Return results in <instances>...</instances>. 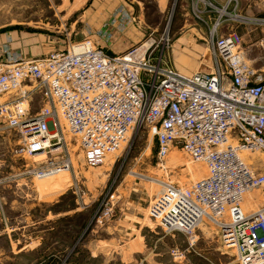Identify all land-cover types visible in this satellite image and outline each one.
<instances>
[{"label":"built area","instance_id":"1","mask_svg":"<svg viewBox=\"0 0 264 264\" xmlns=\"http://www.w3.org/2000/svg\"><path fill=\"white\" fill-rule=\"evenodd\" d=\"M190 14L210 52V72L175 69L169 34L161 46L151 33L115 55L96 43L90 28L82 41L37 58L0 45V138L6 131L20 135L15 158L43 157L23 172L0 177V188L75 174L73 156L98 167L148 128L160 160L177 148L207 169L186 188L163 184L150 219L165 233L189 239L211 225L238 264H264V204L252 211L243 206L248 193L264 187V69L249 60L236 31L242 26L250 37L261 33L264 53V16L245 13L242 0H191ZM120 17L121 29L137 23L131 14ZM37 95L42 106L34 112ZM114 202L112 194L94 219L97 227L112 216ZM186 255L171 250L174 261Z\"/></svg>","mask_w":264,"mask_h":264},{"label":"rangeland","instance_id":"2","mask_svg":"<svg viewBox=\"0 0 264 264\" xmlns=\"http://www.w3.org/2000/svg\"><path fill=\"white\" fill-rule=\"evenodd\" d=\"M189 2L191 4V0ZM188 4V0H168V6L162 4L161 8L159 0H135L136 27L146 29L145 34L150 32L142 37L137 34L133 45L154 33L161 46L163 35L169 34L173 42L169 61L179 72H210L211 55L205 43L199 40L198 23L191 14L188 16ZM242 5L245 13L264 16V0H242ZM49 14V6L39 0H0V35H9V44L30 45L33 50L41 51V55L49 54L47 48L51 43L60 44L63 50L68 44L65 38L68 24L62 27V37H57L60 36L56 33L58 30H53L56 21ZM182 27H185L184 34L179 32ZM236 31L243 35V49L249 60L257 68L264 69V60H261L264 53L258 44L262 34L250 37L242 26ZM224 32L228 33L226 28ZM41 106L42 96L37 95L34 112ZM20 139L18 133L10 131L0 138V177L23 172L26 166H33L43 159L15 158L12 150ZM67 139L70 141L72 138ZM72 141L74 146L76 142ZM73 162L75 174L61 172L47 179H26L0 188V212L2 207L9 224L30 221L31 218L39 221L40 236L44 240L41 254H57L60 260L55 264H77L72 255L81 244L85 249L98 243L112 249L113 246L123 247L125 251L141 227L147 244L144 260L118 257L117 250H114L112 254H105L103 259L92 260L88 264H188L187 260L174 261L171 256L174 248L187 251V255L190 249L192 257L205 256L211 262L197 264H238L235 252L221 247L218 232L211 225L201 226L193 239H189L181 233H165L150 219L149 207L164 190L163 184L186 188L205 177L207 169L203 163L192 161L177 148L160 160L157 143L148 128L132 136L120 152L109 155L98 167L86 166L78 156H73ZM112 194L115 195L112 216L103 227H97L94 219ZM263 204L264 187L248 193L243 206L245 210L252 211ZM56 241L59 244L53 246ZM191 244L192 248L189 247Z\"/></svg>","mask_w":264,"mask_h":264},{"label":"crops","instance_id":"3","mask_svg":"<svg viewBox=\"0 0 264 264\" xmlns=\"http://www.w3.org/2000/svg\"><path fill=\"white\" fill-rule=\"evenodd\" d=\"M49 6V17L54 18L56 24L53 30L62 37L61 33L63 25L68 24L66 29L68 48L74 43H78L88 37V29L94 32L96 43L105 48L111 54H122L130 49L133 45L134 38L146 36L144 33L146 29L136 27V24L129 25L126 29L119 28L122 22L124 13L136 17L135 0H39ZM160 7L168 6V0H159ZM188 3L190 4L189 0ZM186 5L188 9V16L190 15V5ZM120 13V14H119ZM60 23V24H59ZM185 27H182L179 32L186 33ZM196 30L198 28L196 27ZM54 31V32H55ZM111 34L109 41L105 36ZM98 34H101L97 37ZM138 34V35H137ZM9 35H0V45L9 44ZM199 40H201L199 38ZM190 41V39L188 40ZM202 41V40H201ZM14 52L21 53L26 58L42 57L41 51L33 50L30 45L10 44ZM62 49L60 44L51 43L47 48L51 53L53 51H60ZM63 49V50H64ZM47 55V54H46ZM175 69H177L174 66ZM178 70V69H177ZM40 223L34 221L33 218L24 222L20 221L16 224H9L5 214L0 212V264H51L56 260H60L58 255L45 256L41 254V246L43 239H41L39 232ZM142 227L138 230L133 238L129 241V248L123 250V247H104L97 244H90L86 249L81 244L76 252L72 255L77 264H88L89 261L103 259L105 254L116 251V256H124L128 260L145 259L147 253V244L145 236L141 232ZM54 243V244H53ZM53 246H57L58 241L53 242ZM128 244V243H127ZM190 248L193 244L189 245ZM194 251V250H193ZM192 252L189 249L186 259L188 264H197V262L211 263L205 256L192 257ZM196 252H194V255ZM198 255V254H197ZM114 259V256H112ZM193 259V261L191 260ZM121 260V259H119ZM142 260V261H143ZM111 262H113L111 260Z\"/></svg>","mask_w":264,"mask_h":264},{"label":"bare ground","instance_id":"4","mask_svg":"<svg viewBox=\"0 0 264 264\" xmlns=\"http://www.w3.org/2000/svg\"><path fill=\"white\" fill-rule=\"evenodd\" d=\"M254 156H255V155H252V157H254ZM244 157H245V159H248V156H247V155H245Z\"/></svg>","mask_w":264,"mask_h":264},{"label":"trees","instance_id":"5","mask_svg":"<svg viewBox=\"0 0 264 264\" xmlns=\"http://www.w3.org/2000/svg\"><path fill=\"white\" fill-rule=\"evenodd\" d=\"M55 263H56V261L52 262L51 264H55Z\"/></svg>","mask_w":264,"mask_h":264}]
</instances>
